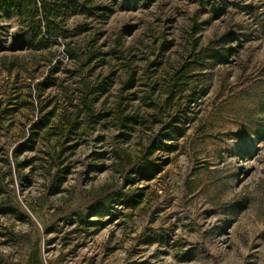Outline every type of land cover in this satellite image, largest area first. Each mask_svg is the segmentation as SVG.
<instances>
[{
	"label": "rangeland",
	"instance_id": "rangeland-1",
	"mask_svg": "<svg viewBox=\"0 0 264 264\" xmlns=\"http://www.w3.org/2000/svg\"><path fill=\"white\" fill-rule=\"evenodd\" d=\"M86 3L50 42L0 9V264H264V0ZM95 35L101 57L78 68L66 43ZM78 112L80 137L67 128ZM36 134L64 145L61 176L58 158L15 152ZM112 141L140 157L127 173ZM145 150L158 172L127 178ZM25 154L37 159L19 174ZM148 184L136 209L125 203Z\"/></svg>",
	"mask_w": 264,
	"mask_h": 264
},
{
	"label": "trees",
	"instance_id": "trees-1",
	"mask_svg": "<svg viewBox=\"0 0 264 264\" xmlns=\"http://www.w3.org/2000/svg\"><path fill=\"white\" fill-rule=\"evenodd\" d=\"M82 0H0V9L4 11H9V10H15L20 15L26 20V21H31L29 25V30L27 31L26 35L29 38L28 41L36 40L40 37V39L44 40L45 42H50L54 40L55 36L61 35V25L64 24V22L67 19V13L70 9L76 8L77 4L80 3ZM93 0H87V3L92 2ZM85 4V5H86ZM102 18L105 16L102 15ZM24 35V34H23ZM96 40L98 41V37L95 36H90L89 41L87 44L83 45V43H78L75 42L74 45H72L70 42L66 43V52L70 56V58L76 60V66L78 68H82L83 64L89 63L92 60L96 58H100L99 52L102 53L101 50V45L97 46L96 45ZM16 42H23V37L22 38H17L15 40ZM101 61V60H99ZM57 66L56 64H53L48 72V74L42 79L40 84L43 85H52L53 82L52 80V74L54 71H51L54 67ZM87 75L83 76L84 84L87 86L84 89L82 101L85 103L86 109H88L89 116H92L93 113H97L96 109H94V100L96 99L95 96V91L92 90L90 86L93 80H89ZM135 80V75L132 78V81ZM51 83V84H50ZM157 89L158 86L156 84H151L149 83L147 85V90H146V96L147 97H152L156 96L158 97L159 95L157 94ZM168 94H173V90H167ZM169 98H172L173 96H168ZM157 103L160 105V102H153ZM123 106L121 103L119 106L116 107L114 110L113 117L115 119L114 123L119 120L121 127L124 129L128 130V122H133L135 121V118L132 115H129L126 113V111L123 109ZM109 116V113L107 114ZM50 119L49 114H44L43 116L39 117L37 121L34 123V128L36 129H42L46 126V124L49 122L48 120ZM79 112L76 115L75 119H71L68 121L67 128L68 131L71 133H74L75 136L80 137L81 133L83 132L84 134L87 132V130H82L79 127ZM38 134L33 137H30L22 142H20L16 148L15 152L17 154H24L28 150H34L37 155L41 154L43 156V159L45 160V163L49 164V168L52 166L56 167V158L59 159L58 164H59V173L60 176L62 174V171H65V166L63 167V160H61V154L64 151V145L60 142H45V143H40L36 142L35 139L38 140ZM37 143V144H36ZM113 146L116 145L115 147V154L117 159L119 160V165L124 172L126 171L127 173V168L132 166L133 164L136 163L140 159H133V155L131 152L128 151V147L122 145L121 143L119 144H114L112 141ZM40 145V146H36ZM75 148L76 146H71ZM153 154L152 150H145L142 155V159L139 162V164H136L133 166L132 170L128 172L127 178L128 177H135L136 180H151V178L158 172V168H147L146 164H151L153 165L152 162H150V157ZM36 156V155H35ZM37 159V158H36ZM35 157L28 156L27 154L24 155L23 158H19L16 160L17 164L19 165V174H21L22 170L27 166L31 165L36 161ZM75 162V160H71L70 163ZM10 166V170H11ZM140 167H145L146 169L143 170V168ZM67 170V169H66ZM151 171L150 174L146 175V171ZM27 174H23V177H25ZM143 177V178H142ZM149 184L146 185L143 188H138L135 189L134 194L135 198H129L126 200V204L132 206V208H137L141 201L144 199L143 197L146 195L148 189H149ZM100 210L99 206H96L93 211L89 215H93L94 213H97ZM21 213L25 215V212L21 210ZM80 213H77V215ZM88 217H82L80 216V219L85 223L87 221ZM151 264V263H150Z\"/></svg>",
	"mask_w": 264,
	"mask_h": 264
}]
</instances>
